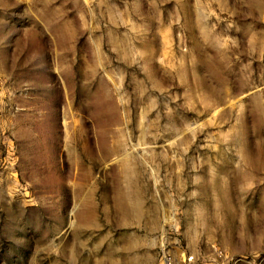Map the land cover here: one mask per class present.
<instances>
[{"label": "rangeland", "instance_id": "rangeland-1", "mask_svg": "<svg viewBox=\"0 0 264 264\" xmlns=\"http://www.w3.org/2000/svg\"><path fill=\"white\" fill-rule=\"evenodd\" d=\"M263 16L0 0V264H264Z\"/></svg>", "mask_w": 264, "mask_h": 264}, {"label": "built area", "instance_id": "built-area-1", "mask_svg": "<svg viewBox=\"0 0 264 264\" xmlns=\"http://www.w3.org/2000/svg\"><path fill=\"white\" fill-rule=\"evenodd\" d=\"M262 21L264 24V16H263ZM192 259H193V257L189 256L187 258V263H190L192 261ZM160 264H174L173 256L168 250H165V249L161 250Z\"/></svg>", "mask_w": 264, "mask_h": 264}, {"label": "bare ground", "instance_id": "bare-ground-1", "mask_svg": "<svg viewBox=\"0 0 264 264\" xmlns=\"http://www.w3.org/2000/svg\"><path fill=\"white\" fill-rule=\"evenodd\" d=\"M125 193H127V192H124V194ZM122 194V193H121ZM127 196V195H126ZM125 196V197H126ZM117 198V197H116ZM123 198V196H121V198H120V200H123L122 199ZM127 198V197H126ZM126 198H124V199H126ZM124 201V200H123ZM137 203V202H136ZM135 202H134V204H132V202L130 203V202H128V203H126L125 201L124 202H122V201H120L119 202V204H118V207L120 208V210L122 211V212H126V213H130V212H136V213H138V206H137V204H136Z\"/></svg>", "mask_w": 264, "mask_h": 264}]
</instances>
